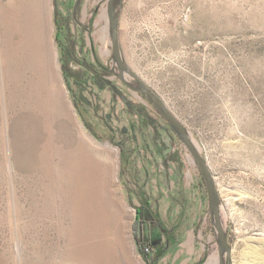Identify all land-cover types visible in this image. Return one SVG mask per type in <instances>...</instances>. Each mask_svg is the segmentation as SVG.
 I'll list each match as a JSON object with an SVG mask.
<instances>
[{"label": "rangeland", "instance_id": "obj_1", "mask_svg": "<svg viewBox=\"0 0 264 264\" xmlns=\"http://www.w3.org/2000/svg\"><path fill=\"white\" fill-rule=\"evenodd\" d=\"M118 1L122 78L109 0H81L77 20L76 0H0V264H148L139 244L164 237L142 216L140 238L145 201L180 232L157 264L218 257L200 168L138 80L205 159L229 264H264V0ZM55 11L110 76L62 55Z\"/></svg>", "mask_w": 264, "mask_h": 264}, {"label": "trees", "instance_id": "obj_2", "mask_svg": "<svg viewBox=\"0 0 264 264\" xmlns=\"http://www.w3.org/2000/svg\"><path fill=\"white\" fill-rule=\"evenodd\" d=\"M81 0H76L74 5V19H78V12L80 8ZM55 24L57 27V41L61 49L62 55L65 58L74 61L77 64L84 66L88 71L92 72L99 79L111 75V70L104 65H97L90 63L85 57L78 59L75 56L74 49L76 46V40L73 38V34L70 30L69 17L62 15L60 12L55 11ZM99 67V68H98ZM77 104V103H75ZM84 113V112H83ZM142 216L149 219L150 224L158 226L164 237V244L151 245V244H139V252L148 264H157V261L164 255L167 249L178 239L180 235L177 224H173L169 227L164 226L159 219L158 213L151 209L149 202H141L139 207H136V218L137 230L141 238L142 234ZM147 236L149 239L152 238V232L147 224Z\"/></svg>", "mask_w": 264, "mask_h": 264}, {"label": "water", "instance_id": "obj_3", "mask_svg": "<svg viewBox=\"0 0 264 264\" xmlns=\"http://www.w3.org/2000/svg\"><path fill=\"white\" fill-rule=\"evenodd\" d=\"M114 1L115 0H109V3H108V13H109V18H110V26H111V47H112L113 56L120 70L119 77L122 78V73L124 70H127V68L125 64L123 63L120 49H119V44H118V35H117L118 16L115 12ZM122 1L123 0H119L118 3L121 4ZM138 83L140 84V87H132V88L134 90L144 92L148 96V98L155 105L157 110L160 113H162V115L165 117L167 122L181 136V138L183 139V141L186 143L187 147L189 148L190 152L193 154L200 168L203 180L207 188L209 210H210V213L213 214L212 220L215 223L214 226L217 232L218 243H219V249H218L219 264H229L230 263L229 253H230L231 248L227 242L225 231L221 223L216 188L213 183V178L210 173V170L206 165L205 159L199 155L195 146L191 143V140L187 136V132L185 130L184 125L167 109L162 99L159 98L157 95H155L149 88H147L143 84V82L138 80ZM204 264H207V262H205Z\"/></svg>", "mask_w": 264, "mask_h": 264}, {"label": "bare ground", "instance_id": "obj_4", "mask_svg": "<svg viewBox=\"0 0 264 264\" xmlns=\"http://www.w3.org/2000/svg\"><path fill=\"white\" fill-rule=\"evenodd\" d=\"M48 59H49V57H48ZM46 65H47V63H46ZM48 67H49V71H50L49 73L52 75V82H50L48 84V88H49V90H52V89L54 90L55 89V86L57 85V82H54V81L57 79V77H60V67H59L58 61L56 59V53H54V52H53L52 61H51V59L48 60ZM60 87H62V86H60ZM75 115H76V113H75ZM76 120L79 121L78 122L79 123L78 125L82 129L81 131H84V134L86 135V137L90 141H92L94 144H96L97 146L102 147L103 144H100L99 142L95 141L93 139V137L88 134V132L83 127V124L81 123V121L79 119H76ZM104 146H107V145H104ZM130 211H132V209ZM137 254H138V252L135 250V252H134V258H133V260H134L133 263H135V264H145V262H143L142 259L137 258ZM218 263H219V260H218V257H217L216 254H213L212 256H210L209 259H208V261H207V264H218Z\"/></svg>", "mask_w": 264, "mask_h": 264}]
</instances>
